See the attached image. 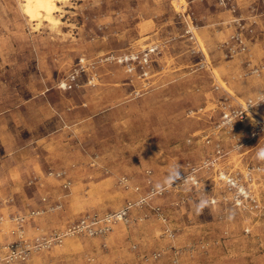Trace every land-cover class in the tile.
I'll use <instances>...</instances> for the list:
<instances>
[{
	"label": "rangeland",
	"instance_id": "rangeland-1",
	"mask_svg": "<svg viewBox=\"0 0 264 264\" xmlns=\"http://www.w3.org/2000/svg\"><path fill=\"white\" fill-rule=\"evenodd\" d=\"M54 3L33 18L25 0H0V158L28 146L51 165L29 184L47 207L28 230L134 205L108 233L66 236L28 264H264V173L241 207L205 165L217 145L229 171L264 164V133L231 150L242 129L218 126L225 102L264 91V0ZM193 168L197 186L171 185Z\"/></svg>",
	"mask_w": 264,
	"mask_h": 264
},
{
	"label": "built area",
	"instance_id": "built-area-1",
	"mask_svg": "<svg viewBox=\"0 0 264 264\" xmlns=\"http://www.w3.org/2000/svg\"><path fill=\"white\" fill-rule=\"evenodd\" d=\"M238 38V37H236ZM239 43H242L240 40ZM238 48V47H236ZM235 47H230L231 53L238 51ZM244 49V46H241ZM240 49V48H239ZM150 48L145 51L144 56H137L139 61L147 62ZM231 54V55H232ZM133 59L135 57H132ZM228 99L225 97L224 102ZM226 103V102H225ZM226 107L222 110L221 121L219 127H226L228 129H242L241 135L237 136V142L234 143L232 149H238L244 144L253 143L254 140L258 139L260 135L264 133V91L257 94L255 97H249L245 100L237 101L235 106H230L225 104ZM238 123L237 126H234ZM216 130H219L216 129ZM211 140L206 139L209 143ZM226 152V151H225ZM225 152L219 145L216 146L215 156L205 162V165L211 168L215 166V182L221 185L224 189V194L222 195V201H230L231 203L244 207L246 203L254 200L252 187L254 184V179L256 172L264 173V164H259L257 166H251L246 168L245 171L235 170L229 171L228 169L219 165L220 158L225 155ZM227 153V152H226ZM195 168L185 175L174 180L171 185H191L197 186L199 184V179L194 175ZM61 175V172H56V176ZM122 182L127 183V178L122 177ZM148 182H150L148 180ZM64 186H67L65 183ZM138 189V186L135 187ZM212 202L215 201L214 198L210 199ZM145 197H141L137 200V204L143 203ZM134 202L128 201L124 206L111 212L104 214H87L81 216L74 222L68 224L65 230L58 231L53 230L48 234H41L35 238H30L27 235L26 228L24 226L26 221V215H16L13 218L14 226L9 228L6 232L15 236V240L3 245H0V264H28L29 258L33 251H37L46 247H50L54 244H59L63 241L64 237L70 235H104L108 233L114 224L120 221H128L130 210L133 207ZM41 211L36 209L30 211V215H37ZM2 219L0 218V223ZM3 229L0 227V232ZM157 255V254H156Z\"/></svg>",
	"mask_w": 264,
	"mask_h": 264
},
{
	"label": "crops",
	"instance_id": "crops-1",
	"mask_svg": "<svg viewBox=\"0 0 264 264\" xmlns=\"http://www.w3.org/2000/svg\"><path fill=\"white\" fill-rule=\"evenodd\" d=\"M250 43L248 49L251 48V45L253 46V44ZM230 85L231 84L229 83V86ZM262 86H264L263 83L262 85L260 83L257 87L262 90ZM53 134L54 133L52 132L51 134L48 133L46 137L48 138ZM28 139L31 141L30 138ZM253 144L254 143H250L249 145ZM19 152L20 149L17 147H8L6 152L0 158V218L2 219L0 227L4 228L3 231L0 232V242L5 244L15 240V236L6 231L14 226L13 218L16 215H26L24 226L26 228L27 235H33L36 234V232H30L28 227L30 225L29 220L34 218L35 215H30V211L47 207L44 196L45 194L38 197L36 204H34V196L31 194L29 186L31 183H36L39 180L46 178L45 176L42 177L41 174H43V171L46 173L48 167L51 166H48L47 164V154L40 149L37 150L34 147L30 148L28 146H23L21 152L25 153L22 155V159L18 160L17 155ZM32 157L35 159L34 161H31ZM146 179L147 177L145 176L142 178L140 184L141 187L146 186ZM152 183H154V181ZM140 191H137L138 197L143 195L141 193L142 191ZM40 233H37L36 235Z\"/></svg>",
	"mask_w": 264,
	"mask_h": 264
},
{
	"label": "bare ground",
	"instance_id": "bare-ground-1",
	"mask_svg": "<svg viewBox=\"0 0 264 264\" xmlns=\"http://www.w3.org/2000/svg\"><path fill=\"white\" fill-rule=\"evenodd\" d=\"M26 9L31 17L49 18L54 9V0H25ZM61 1V0H60ZM66 2V0H65ZM51 19V18H50Z\"/></svg>",
	"mask_w": 264,
	"mask_h": 264
}]
</instances>
